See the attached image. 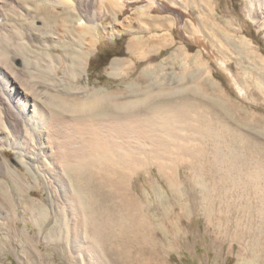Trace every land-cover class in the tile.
<instances>
[{"label": "bare ground", "instance_id": "bare-ground-1", "mask_svg": "<svg viewBox=\"0 0 264 264\" xmlns=\"http://www.w3.org/2000/svg\"><path fill=\"white\" fill-rule=\"evenodd\" d=\"M39 1L44 5H69L76 0ZM247 1L260 5L254 16L264 27V0ZM10 3L11 0H0V13L5 18L11 16L5 9ZM138 10L143 13L142 8ZM157 18L170 17L160 13ZM3 32L15 37L10 28L5 27ZM139 41H130L129 45L133 43L132 49L137 51ZM88 52L78 51L72 60L66 57L67 65L71 64L66 73L74 81L81 75ZM5 75L0 69V84L22 119L24 131L22 136L10 134L7 141L45 176L49 193L61 197L62 205L48 197L54 205L53 221L59 222L56 240H70L79 246L92 241L102 249L109 264H163V256L172 244L188 236L183 223L200 205L206 230H216L212 239L220 234L223 239L248 241L249 247L254 242L255 260L264 264V237L254 232L264 227V189L257 186V179L264 181V166L259 159H263L264 149L260 153L262 146L250 117L226 101L208 76L193 85L200 95L189 94L191 84H183L179 93L169 83L149 85L143 75L136 76L133 82L148 85L144 90H131L130 101H111L110 91L104 96L106 104H101L103 99H99L96 90H74L64 99L69 116L55 119V126H48L52 123L42 118L39 100L23 92L29 102L23 104L16 90L17 79L12 74L13 80H5ZM176 130H184L185 136ZM6 136L0 134V139ZM241 149L246 154H241ZM172 150L175 155L169 153ZM257 154L261 155L255 158ZM181 155L192 158L186 171L187 181L177 166ZM147 168H155L161 182L157 183L151 175L139 183L132 179L133 174ZM4 177L13 185L11 189L18 191L21 208L31 215L32 221L40 223L39 213L47 212L44 200L22 194L23 178L19 172L9 169ZM0 189L3 190L1 180ZM144 190L148 195L142 194ZM243 191L248 193L244 204L238 196ZM196 192L198 200L193 198ZM0 204L9 207V199ZM239 204L244 209H239ZM77 255L80 257L79 252Z\"/></svg>", "mask_w": 264, "mask_h": 264}, {"label": "rangeland", "instance_id": "rangeland-1", "mask_svg": "<svg viewBox=\"0 0 264 264\" xmlns=\"http://www.w3.org/2000/svg\"><path fill=\"white\" fill-rule=\"evenodd\" d=\"M103 1L76 0L69 5L48 3L46 6L39 0H11L5 7L11 16L5 18L0 13L3 24L0 30L7 27L15 34L12 39L8 32L0 33V69L7 75L3 79L13 80L12 74L17 79L16 90L23 104L29 103L23 94L27 92L39 100L42 118L53 124L48 126H55L56 120L69 116L64 99L74 90H96L103 104L104 96L110 91L111 101L132 100L135 90H144L148 85L134 83L138 75L149 79V85L169 83L170 88L179 89L178 93L184 85L193 86L208 76L226 101L250 117L262 146L259 151L264 152V27L254 16L260 5L247 0ZM138 8L146 13H139ZM148 13L158 14L153 19ZM160 13L171 19L157 18ZM140 14L143 17H138ZM134 40L143 42V48L138 43L139 49H132L133 43L129 45V42ZM86 50L89 52L83 58L81 75L74 81L67 76L71 64L67 65L66 57L72 60L76 52ZM192 86L189 94L200 95V90ZM116 91H120L118 95ZM139 103L136 106L139 104L143 109ZM111 106L114 110L113 102ZM22 123L0 84V134L7 135L0 139L3 189H0V203L7 198L10 203L9 207L0 204V264H109L102 249L92 241L75 246L73 241L54 238L60 228L56 227L59 222L53 221L55 210L51 199L62 205L61 197L49 193L45 176L7 141L10 134L23 135ZM176 132L180 136L186 134L184 130ZM32 137L35 139L37 135ZM169 153L175 155L174 150ZM208 153L212 154V150ZM241 154L246 153L241 149ZM181 156L177 166L180 176L187 181L186 171L192 158ZM259 159L264 166V157ZM9 169L23 178L22 194L44 200L47 212L39 213L40 223L32 221L31 215L21 208L18 191L11 189L13 185L4 177ZM150 175L157 183L161 182L155 168L136 172L132 179L139 183ZM257 180V186L264 189L263 179ZM241 189L245 188L241 185ZM145 191L142 194L148 195ZM238 196L242 204L248 200L247 191ZM193 198L198 200L199 194L193 193ZM183 224L188 236L172 244L163 256V264H259L254 257V242L249 247L248 241L223 239L220 234L212 239L216 230L212 227L206 230L200 205ZM254 232L264 237V227Z\"/></svg>", "mask_w": 264, "mask_h": 264}, {"label": "crops", "instance_id": "crops-1", "mask_svg": "<svg viewBox=\"0 0 264 264\" xmlns=\"http://www.w3.org/2000/svg\"><path fill=\"white\" fill-rule=\"evenodd\" d=\"M143 13H146V12H143ZM156 14H158V13H156ZM156 14L153 15L152 13H151V14L148 13V16H149V17H152V16H155ZM140 15H141V14H140ZM144 17H145V16H144ZM152 18L155 19L156 17H152ZM139 43H141V42H139Z\"/></svg>", "mask_w": 264, "mask_h": 264}]
</instances>
